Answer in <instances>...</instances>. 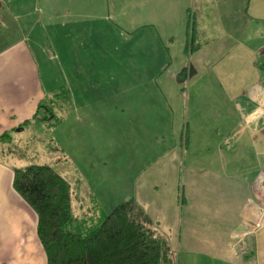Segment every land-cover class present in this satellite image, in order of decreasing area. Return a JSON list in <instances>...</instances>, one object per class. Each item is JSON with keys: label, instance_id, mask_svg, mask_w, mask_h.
<instances>
[{"label": "crops", "instance_id": "obj_1", "mask_svg": "<svg viewBox=\"0 0 264 264\" xmlns=\"http://www.w3.org/2000/svg\"><path fill=\"white\" fill-rule=\"evenodd\" d=\"M151 1L149 0V4ZM199 1L201 13L194 22L193 32L191 31L194 45L192 48H186L187 41L191 42V35L185 27L181 53L183 58L189 52L190 55L196 54L195 71L188 68L186 71L183 69L174 71L168 68L172 40L169 42L170 45L157 48L159 52L157 54L154 52L156 55L154 53L148 55L147 62L141 69L139 64L136 65V62L138 63L136 55H129L127 63L123 62L124 58L121 56H116L112 58L115 66L112 64L108 68V65L97 64L98 67L88 70L84 67V62L72 65L70 61L73 60V55L74 60L75 55L77 60L80 59L75 51L73 55L69 57L67 55V75L72 77L67 87L68 132L71 140L81 143L83 147H86V141H90V147L95 141L94 138L97 141L101 140L102 126L119 122L123 113L125 114V108L130 104L132 82L125 85L123 81L125 73H129L147 77L148 81L153 76L154 82L156 75L162 76V85H158V88L161 92L166 91L162 94L165 99L162 105L132 99L131 108L134 115L141 113L137 109L151 105L154 108L161 106L163 108L161 113L173 118L175 114L173 111L176 109L175 115L177 119L179 118L177 128L183 124L181 136L183 133L185 144L190 137L196 138L202 131L210 132V139H220L223 134L220 123L207 126V123H200L195 117L192 122L187 118L188 107H185L186 103L180 99L181 91L178 88L180 78L182 75H186L187 79L191 76L203 77L211 73V69L203 67L205 59L218 55L220 48L227 42L231 47L228 51L231 59L242 60L243 54L235 53L232 46L236 40L243 42L246 50L254 55L246 58L244 68L252 70L255 77L246 85L244 92L234 94L235 108L239 114L237 113L234 118L236 121L233 122L234 119L228 121L230 127L227 136L230 138L229 146L231 145L234 152L235 166L228 174L217 169L218 172L212 181L207 178L204 180L202 173L205 169L198 164L188 166L181 182L182 200L179 207L181 211L184 210V214L180 222L176 223L174 222L176 220L174 213L178 209L175 199L176 182H173V185L172 182L168 184L165 177V173L176 170L174 163L176 154L171 150L164 151L162 153V157L165 158L164 165L157 169L160 172L159 181L169 189L167 199L164 201L160 200L163 197H158L160 182L157 183L158 180L155 178L152 184L138 183V187L145 188L154 197L146 201L137 200L151 217L157 231L164 218L171 219V226L178 231L189 229L194 231L193 229L199 226L200 212L204 211L202 216L204 220H208L211 209L224 214L222 224L212 222L213 227H218L217 231H221L222 228L223 231H227L222 241L223 248L220 250L215 244L211 245V241L208 243L204 240V244L200 245L201 250L208 252L207 257L211 259L221 258L225 264H264V0H228L230 7L222 6L223 13L219 10L221 18L226 16L225 20L218 21L205 19L210 15V7L215 8V0ZM42 3L43 0H0V135L5 131L10 133L8 142H0L1 152L10 151L16 133H27L32 126L43 128L49 125L54 130L60 128L64 119L62 114L60 116L54 110L60 118L58 122L42 120L40 118L42 108L37 107L39 102L51 98L55 89L43 83L42 63L47 53L41 41L40 31L56 24L53 19L58 15L54 13L57 4L56 0H51V5L50 0H46V6ZM150 8L147 22L143 21L140 25L156 23L154 1ZM253 19L261 31L259 38H253L251 35ZM262 19L263 21H260ZM127 20L130 22V19ZM73 31L76 36V27H73ZM83 36L85 35L79 37L83 42L73 38L74 42H69L68 46L74 49L75 47L79 49L78 46L84 48L87 39ZM226 38H229L228 41ZM151 42L157 45L154 36L151 37ZM259 51L263 53L256 57L255 53ZM81 58L86 59L82 56ZM242 69L239 71L240 75ZM248 75L249 72L244 76ZM259 76L263 78V84L257 83ZM147 80L143 85L147 84ZM205 80L195 79L194 83L198 86H202L203 83L211 86L209 80ZM166 93H169L171 99L166 98ZM51 103L55 108L54 99ZM79 125L85 126V130L76 131ZM48 139H50L48 149L59 148L55 143L51 146L52 136ZM217 147L220 149V143ZM12 167L13 165L0 160V264H46L45 252L36 232L37 214L13 188ZM208 223L210 226L211 220H208ZM188 249L195 250L193 247ZM185 251V248L183 250L181 248L180 253L178 252L177 264H190L191 259L184 254ZM215 251L223 254L214 256Z\"/></svg>", "mask_w": 264, "mask_h": 264}, {"label": "rangeland", "instance_id": "obj_2", "mask_svg": "<svg viewBox=\"0 0 264 264\" xmlns=\"http://www.w3.org/2000/svg\"><path fill=\"white\" fill-rule=\"evenodd\" d=\"M153 1L156 23L142 26L140 24L148 20L147 16ZM215 3V8L210 7V15L205 19L207 21L225 20L226 16L221 18L220 13L224 10L222 6L230 7V2L215 0ZM55 4L57 9H54V13H57L58 17H54L53 21L56 24L40 31L42 32L41 41L47 53L43 57L42 69L43 83L52 86L55 88L54 93H58L57 98L54 99V110L60 116L62 114L63 122L60 128L54 130L49 125L43 128L32 126L27 133H16L10 151H0V160L11 165L46 163L52 166L70 183L73 220L68 224V228L87 232L98 224L117 202L130 197L143 201L154 197L145 188L138 187V183L152 184L155 178L159 183L160 172L157 168L164 165L165 161L162 153L171 150L176 154L174 161L176 170L165 173V177L168 184L172 182L173 185V182H176L175 199L178 209L174 213L176 219L174 222H180L184 214V210L181 211L179 207L182 200L181 182L187 167L198 164L205 169L202 173L204 180L207 178L212 181L218 172L217 169H221V173L228 174L235 166L234 152L231 145L229 146L230 138L227 136V130L230 127L228 121L234 119L238 113L235 108L234 94L244 92L246 85L255 77L252 70L248 71L249 68H244L246 58L253 53L246 50L243 42L229 40L234 42L232 50L237 54H243L242 60L231 59L228 53L231 47L227 42L220 48L218 55L205 59L203 67L211 69V73L203 77L191 76L189 77L191 80L187 79L186 75L180 78L181 83L178 88L181 91L180 99L186 103L185 107H188L186 108L187 118L192 122L195 117L200 123H207V126L220 123L223 133L220 139H210V132L202 131L196 138L190 137L185 144L184 134L182 133L181 136L183 124L177 128L179 118L177 119L176 109L173 111L176 114L173 118L162 114L161 106L154 108L151 105L137 109L141 113L134 115L131 108L132 99L137 102L144 100L162 105V102H165L162 94L166 91L161 92L158 88V85H162V76L156 75L154 82L153 76L148 81L147 77L125 73L123 77L125 85L132 82L130 104L125 108V114L123 113L119 122L102 126L100 146L98 147L99 141L94 138L95 141L92 142L90 150V141H86L87 145L83 147L81 143L71 140L68 132L67 98L66 94L64 96L62 93L72 80V77L67 75V55L68 57L73 55L74 51L79 54L80 59L77 60L75 55L74 60L73 55V60L70 62L72 65L84 62L86 70L94 69L97 64L108 65L109 68L112 64L114 65L112 58L116 56H121L124 58L123 62L127 63L129 55H136L138 57L136 65L139 64L141 69L147 62L148 55L154 52L157 54L159 52L157 48L170 45L169 42L172 40L169 47L168 68L174 71L180 69L186 71L187 68L195 71L197 69L196 54L190 55L189 52L183 58L181 53L185 40V27L189 18L190 23L193 16L194 20L199 18L200 1L152 0L149 4V0H56ZM42 5L46 6V0H43ZM127 19H130V22ZM252 22L251 35L253 38H259L261 31L254 19ZM73 27H76V36ZM82 35H85L83 37L87 39L84 48L78 44L80 50L68 46L69 42H74L73 38L80 41L79 37ZM153 36L156 38L157 45L151 42ZM228 39L226 38L227 41ZM187 42L189 43V40ZM148 43L154 45L150 46ZM262 53L263 51L256 52L255 56ZM81 56L86 59L83 60ZM241 68H243L242 75L239 73ZM245 71L249 72L248 76H244L248 73ZM199 78L208 79L211 86H206L205 83L202 86L196 85L194 80ZM146 80L147 84L143 85ZM257 83L263 84V78L257 77ZM166 94V98L171 99L169 93ZM83 130L85 126H77L76 131ZM50 136L53 137L51 146L55 143L59 148L48 149ZM8 141L0 140L2 143ZM218 143L221 145L220 149L217 147ZM198 176H200L199 173ZM166 187L167 185L159 183L158 197H163L160 200L167 199L169 189ZM203 213L204 211L200 212L199 226L194 228V231H190L191 229L178 231L171 226L172 220L167 218L159 224L158 232L168 238L174 251L175 264H177L178 252L180 253L181 248L182 250L185 248L184 254L191 259L190 264H225L221 258L207 257L208 252L201 250L202 246L200 247L206 240L208 243L211 241L210 244H215L220 250L223 248L222 241L227 231H223V228L217 231L218 227H213L212 222L222 224L221 219L224 214L211 209L208 213L210 215L208 220H211L209 226L208 220L202 218ZM179 237H181L180 242ZM187 246L198 251H189ZM215 254L223 253L215 251L213 255Z\"/></svg>", "mask_w": 264, "mask_h": 264}, {"label": "trees", "instance_id": "obj_3", "mask_svg": "<svg viewBox=\"0 0 264 264\" xmlns=\"http://www.w3.org/2000/svg\"><path fill=\"white\" fill-rule=\"evenodd\" d=\"M192 17V16H191ZM186 25L194 30V16ZM186 48H192L194 40ZM67 98V89L62 91ZM54 93L45 102L40 118L58 122L52 106ZM9 132L0 140L8 141ZM13 188L35 210L36 232L43 246L46 264H175L168 238L159 233L149 214L134 197L117 202L102 220L87 232L68 228L73 220L70 183L46 163L13 167Z\"/></svg>", "mask_w": 264, "mask_h": 264}]
</instances>
